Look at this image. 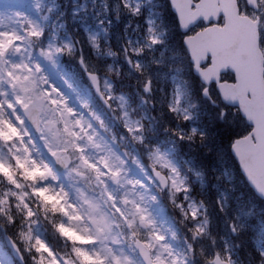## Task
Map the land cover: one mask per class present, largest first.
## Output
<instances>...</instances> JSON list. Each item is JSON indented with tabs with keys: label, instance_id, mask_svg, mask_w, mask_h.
Returning <instances> with one entry per match:
<instances>
[{
	"label": "clouds",
	"instance_id": "obj_1",
	"mask_svg": "<svg viewBox=\"0 0 264 264\" xmlns=\"http://www.w3.org/2000/svg\"><path fill=\"white\" fill-rule=\"evenodd\" d=\"M165 2L158 0L159 14L149 17L137 0H92L103 43L94 31L70 27L59 4L40 6L41 19L51 23L0 39V161L8 170H0L2 264H87L80 252L95 264H264L254 236L247 260L238 240L215 246L208 205L194 195L180 151L187 142L203 144L206 135L191 127L174 83L162 78L173 66L149 62L141 48L131 53L108 43L105 20L114 14L147 25L146 35L159 37L149 39L159 54L168 33ZM243 4L248 11L241 15L264 27V0ZM129 78L132 85L124 83ZM200 95L208 98L203 88ZM220 113L223 123L226 110ZM146 206L162 209L172 230L161 233ZM228 228L233 236L243 231L231 219Z\"/></svg>",
	"mask_w": 264,
	"mask_h": 264
},
{
	"label": "water",
	"instance_id": "obj_2",
	"mask_svg": "<svg viewBox=\"0 0 264 264\" xmlns=\"http://www.w3.org/2000/svg\"><path fill=\"white\" fill-rule=\"evenodd\" d=\"M173 10L180 17L182 29L187 30L198 19L206 22L224 13L225 25L210 27L189 40L188 49L195 63L194 71L205 83L216 82L224 102L238 106L253 129L245 138L236 140L232 152L253 189L264 199V81L262 68L257 61L256 23L239 16L235 0H170ZM213 35V36H211ZM212 55L211 66L199 68L203 54ZM229 65L240 73L235 84L219 82V72ZM249 95V96H247ZM254 137L255 141H252Z\"/></svg>",
	"mask_w": 264,
	"mask_h": 264
},
{
	"label": "trees",
	"instance_id": "obj_3",
	"mask_svg": "<svg viewBox=\"0 0 264 264\" xmlns=\"http://www.w3.org/2000/svg\"><path fill=\"white\" fill-rule=\"evenodd\" d=\"M111 0H109L110 2ZM141 2L146 1V7L148 5V15L151 17L153 15L159 14L158 0H140ZM163 7V19L164 23L169 30L166 37V43L163 46V50L166 51L167 58H164V55L161 56V59L168 61V51L169 46L174 44L173 38L177 37L176 32L171 30L172 22L176 20L173 19V13L170 11L169 4L166 2L162 5ZM58 22V21H57ZM56 22V23H57ZM51 23V20H50ZM105 23L109 25V34L107 37L109 45L113 48H119L124 32L131 27V23L125 25L117 21L115 18L109 16ZM104 33L101 32V35ZM116 36L118 37L115 40ZM105 37V36H104ZM142 50L146 51L149 54H153L152 45L149 43V40L145 42V45ZM170 63V61H168ZM125 67V66H124ZM130 78L131 83L134 81ZM130 81L127 79L124 83L131 85ZM190 112L192 121L196 122L199 127L195 128L197 133L203 132L206 135V139L203 144H193L192 142H187L184 146L181 147V155L187 160L192 169H196L198 174L192 175V181L196 186L197 191L194 193L197 200L201 197L204 198L205 202L209 205V208L215 213L217 211L216 204H224L222 198V193H216L212 190V172H218L221 175V180L225 181V186H222V191L227 193L228 199L232 204L224 207L227 209V216H237L240 221L243 223V231L239 235L241 238L235 239V241H240V255L246 260L249 259L245 256V252L252 248V244L249 243V237L254 236L257 248L264 247V202L257 198L251 190L246 186L242 176L236 170L237 165L230 153V144L236 135V128L232 123L223 118V123L219 122V114L214 108L210 106H205L201 100L196 97L195 91H193V98L190 101ZM238 128V127H237ZM206 148H210L211 152L208 155L204 154ZM203 168L205 175L201 176L197 169ZM5 174H8V171H4ZM11 179V176H9ZM235 182V183H234ZM224 184V183H223ZM234 185L237 186L238 190L234 189ZM231 186V187H230ZM225 187H230L227 191ZM226 190V191H225ZM237 197L239 201L233 202V198ZM226 197V198H227ZM244 200V201H242ZM249 211H240V210ZM222 214L221 211H218L216 215L218 218ZM223 216V215H222ZM235 241H231L229 244L231 247L234 246ZM257 253L253 251L252 260L253 262L258 259Z\"/></svg>",
	"mask_w": 264,
	"mask_h": 264
},
{
	"label": "rangeland",
	"instance_id": "obj_4",
	"mask_svg": "<svg viewBox=\"0 0 264 264\" xmlns=\"http://www.w3.org/2000/svg\"><path fill=\"white\" fill-rule=\"evenodd\" d=\"M97 5H99L100 0H96ZM39 4V0H0V39L7 37L9 39H18L17 32L21 29L18 25L15 24V21L21 23L25 26L38 25L36 20L34 19L33 11L36 10V7ZM92 0H73L72 9H71V18L75 20L81 13L87 10H92L93 7ZM244 10H247L246 6L243 4ZM73 10L75 11V16L73 17ZM228 113H232L230 110ZM227 113V114H228ZM233 114V113H232ZM224 115V114H223ZM231 121L234 125L240 124L243 120L240 115L238 117L236 115L230 116ZM248 130V128H247ZM246 130V131H247ZM0 164H3L0 161ZM34 171L38 172L39 169H35ZM46 199H51V197H46ZM147 214L150 215L156 222L157 228L160 229L161 233H168L172 230L171 225L166 222L162 216L161 209L156 206H146ZM62 232L65 235H68L70 239H79L82 242L85 241V238L79 236L75 231L71 228H62ZM163 239V237H159ZM81 256H85L87 259L94 260L93 257L89 256L87 252H80ZM161 255V259L163 258ZM114 260L117 258L114 256ZM1 262V261H0ZM118 264V260H117Z\"/></svg>",
	"mask_w": 264,
	"mask_h": 264
},
{
	"label": "flooded vegetation",
	"instance_id": "obj_5",
	"mask_svg": "<svg viewBox=\"0 0 264 264\" xmlns=\"http://www.w3.org/2000/svg\"><path fill=\"white\" fill-rule=\"evenodd\" d=\"M202 27V26H201ZM259 32H260V38H259V46H260V49L261 50H263L264 51V27H261L260 25H259ZM230 75H228V76H224V78H230L231 79V77H229Z\"/></svg>",
	"mask_w": 264,
	"mask_h": 264
},
{
	"label": "snow or ice",
	"instance_id": "obj_6",
	"mask_svg": "<svg viewBox=\"0 0 264 264\" xmlns=\"http://www.w3.org/2000/svg\"><path fill=\"white\" fill-rule=\"evenodd\" d=\"M153 42H155V41H153ZM0 47H3V45H0ZM39 243V242H38ZM41 247H43V245H41Z\"/></svg>",
	"mask_w": 264,
	"mask_h": 264
}]
</instances>
